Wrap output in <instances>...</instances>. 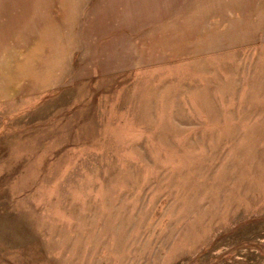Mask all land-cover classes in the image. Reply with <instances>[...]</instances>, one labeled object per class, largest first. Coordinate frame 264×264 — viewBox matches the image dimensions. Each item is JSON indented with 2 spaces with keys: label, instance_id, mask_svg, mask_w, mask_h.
<instances>
[{
  "label": "rangeland",
  "instance_id": "rangeland-1",
  "mask_svg": "<svg viewBox=\"0 0 264 264\" xmlns=\"http://www.w3.org/2000/svg\"><path fill=\"white\" fill-rule=\"evenodd\" d=\"M0 264H264V0H0Z\"/></svg>",
  "mask_w": 264,
  "mask_h": 264
}]
</instances>
